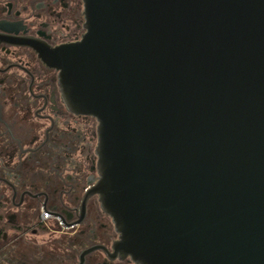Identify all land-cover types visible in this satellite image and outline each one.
Here are the masks:
<instances>
[{
    "label": "water",
    "instance_id": "95a60500",
    "mask_svg": "<svg viewBox=\"0 0 264 264\" xmlns=\"http://www.w3.org/2000/svg\"><path fill=\"white\" fill-rule=\"evenodd\" d=\"M55 51L96 119L97 195L135 264H264V0H83Z\"/></svg>",
    "mask_w": 264,
    "mask_h": 264
},
{
    "label": "flooded vegetation",
    "instance_id": "af4514ba",
    "mask_svg": "<svg viewBox=\"0 0 264 264\" xmlns=\"http://www.w3.org/2000/svg\"><path fill=\"white\" fill-rule=\"evenodd\" d=\"M84 24L83 0H0V264H44L47 245L32 237L48 223L56 239L74 237L75 264L96 245L113 253L119 238L97 195L83 206L98 179V123L66 108L48 65L82 39ZM84 264L135 263L98 249Z\"/></svg>",
    "mask_w": 264,
    "mask_h": 264
},
{
    "label": "trees",
    "instance_id": "16d2710c",
    "mask_svg": "<svg viewBox=\"0 0 264 264\" xmlns=\"http://www.w3.org/2000/svg\"><path fill=\"white\" fill-rule=\"evenodd\" d=\"M74 237L65 235L60 239H55L47 244L45 254L44 264H53L52 262L57 260L64 259V264H75L74 252L71 249L73 247ZM36 247H33V252H35ZM62 251L64 254L62 256Z\"/></svg>",
    "mask_w": 264,
    "mask_h": 264
},
{
    "label": "rangeland",
    "instance_id": "374dc122",
    "mask_svg": "<svg viewBox=\"0 0 264 264\" xmlns=\"http://www.w3.org/2000/svg\"><path fill=\"white\" fill-rule=\"evenodd\" d=\"M48 225H49V230L47 235L32 237V239L36 241L39 245L42 244L47 245L54 239L62 236V234L56 232L58 230V227L56 225H54L53 223H48Z\"/></svg>",
    "mask_w": 264,
    "mask_h": 264
}]
</instances>
